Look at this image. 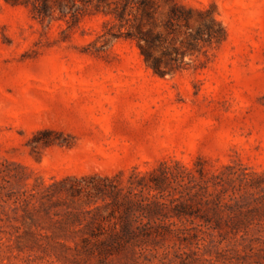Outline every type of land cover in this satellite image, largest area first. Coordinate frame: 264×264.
<instances>
[{"label":"rangeland","instance_id":"1","mask_svg":"<svg viewBox=\"0 0 264 264\" xmlns=\"http://www.w3.org/2000/svg\"><path fill=\"white\" fill-rule=\"evenodd\" d=\"M139 1L49 0L38 18L0 0V264H264V0H149L158 31L177 4L227 34L164 76L134 39L152 27ZM134 173L187 188L145 190L167 206L121 246H98L125 222L111 207L76 232L68 212L103 204L88 188Z\"/></svg>","mask_w":264,"mask_h":264},{"label":"trees","instance_id":"2","mask_svg":"<svg viewBox=\"0 0 264 264\" xmlns=\"http://www.w3.org/2000/svg\"><path fill=\"white\" fill-rule=\"evenodd\" d=\"M5 3L12 6L27 5L31 3L33 9L36 11L38 18H43L45 11L48 8L49 0H4ZM38 4V6H37ZM153 6L149 0L139 1V10L147 17L149 22V29L138 31L134 36L137 47L140 54L143 57L145 64L152 70L155 75L164 76L165 74H174L184 68L183 62L185 58H191L195 54L200 53L205 47L218 46L222 44L227 37L225 28L221 23L210 13L207 9L197 8H185L174 4L170 9L166 20L162 24V31L156 30L155 13L149 12ZM120 17V16H119ZM178 44V46H177ZM160 50V55L155 56L154 51ZM204 52V51H202ZM189 177V184L195 180L190 172H187ZM172 180V182L179 184L178 188H174V191L179 192L186 190V185L182 184L183 179L179 176L170 174L168 177L166 173L161 177H157L153 185L144 183V177H140L137 173L132 174L128 179L127 186H119L114 181L109 179L101 180L102 184H92L88 188L90 195L96 199H101L103 204L100 206L93 203V208L83 211L80 214H88L92 216V220L81 219L79 213L68 212L71 224L77 225L78 230L76 232H83L85 228L93 227L94 218L100 215L101 210H106L108 207L112 208V215L114 219H122L124 224H114L113 234L109 236L106 241L99 242L98 246L107 247L110 245L121 246L122 241H125L127 237L132 235L131 221L139 222L137 230H142L144 224L142 220L147 218L148 215L156 213L161 208L166 207V204H162L154 197L147 198L144 196V191L147 190L150 194L151 191H158L161 196H164L166 188L163 184ZM66 180L55 183L53 186H65ZM180 182V183H179ZM74 183L79 184V181L74 180ZM52 186V187H53ZM51 186L45 188V192L49 196ZM71 196H79L84 188H71L65 189ZM169 199V204H175L173 194ZM109 199L110 202H107ZM156 199V200H155ZM117 213V218L115 217ZM83 221L86 223L83 224ZM100 226V225H98ZM106 251V250H105ZM102 253V252H99Z\"/></svg>","mask_w":264,"mask_h":264}]
</instances>
